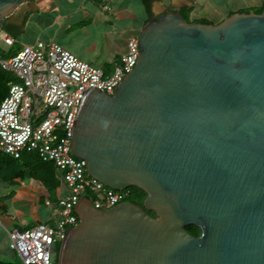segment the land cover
Listing matches in <instances>:
<instances>
[{
	"label": "water",
	"instance_id": "95a60500",
	"mask_svg": "<svg viewBox=\"0 0 264 264\" xmlns=\"http://www.w3.org/2000/svg\"><path fill=\"white\" fill-rule=\"evenodd\" d=\"M31 1L0 0V29ZM137 36L115 93L85 96L71 150L146 198H81L57 264H264V9L203 23L168 6Z\"/></svg>",
	"mask_w": 264,
	"mask_h": 264
},
{
	"label": "built area",
	"instance_id": "2783aa9c",
	"mask_svg": "<svg viewBox=\"0 0 264 264\" xmlns=\"http://www.w3.org/2000/svg\"><path fill=\"white\" fill-rule=\"evenodd\" d=\"M0 41L14 46L16 39L0 29ZM138 36L130 37L127 50L111 72L80 58L56 41L39 40L23 45L11 55L0 51V69L14 75L8 94L0 102V152L20 158L36 152L53 161L72 193L46 204L58 213L56 225L40 223L32 228L9 231L10 246L23 264H57L55 243L64 241L69 227L79 223L75 211L83 197L96 208H111L127 201L129 189H114L87 169L86 160L72 153V132L79 109L91 88L114 94L118 84L136 66L140 53ZM90 191L98 197L88 196ZM53 212V213H55Z\"/></svg>",
	"mask_w": 264,
	"mask_h": 264
},
{
	"label": "crops",
	"instance_id": "0c3cea01",
	"mask_svg": "<svg viewBox=\"0 0 264 264\" xmlns=\"http://www.w3.org/2000/svg\"><path fill=\"white\" fill-rule=\"evenodd\" d=\"M127 1L130 0H32L25 4L10 21H6V25L2 29L13 36L16 39L15 44H18L16 35L25 31L29 24L37 23L39 31L37 39H31L26 44L33 45L39 40H44L56 41L66 47L69 40L63 37L64 34L69 36L74 31L75 35L83 34L85 31H80L81 29H89L90 27L97 29L101 25L110 24V29L102 28L103 31L98 30L97 32L98 34L106 32L105 35H107L108 40H112V52L120 57L127 50L128 39L136 36L133 33L128 35L124 28H120V25L122 26V24H119L120 21L124 17L129 19L130 14L134 13ZM195 2L188 0H159L152 4L150 13L146 10L145 5L142 8L148 13L147 17L151 15L154 17L164 12L168 6H174L178 9L191 8L195 5ZM193 11L191 14H194ZM115 34L116 36H114ZM114 37L118 40H115ZM26 44H20L18 47L21 48ZM93 45L94 47L92 46V48H97L98 41L96 39H94ZM69 50L72 51L71 49ZM72 52L75 53L74 51ZM75 54L77 55V53ZM7 176L5 173H0V261L12 256V252L7 246L8 236L5 232H2V229L6 232L16 228L20 229L22 221H27L24 224L25 229L42 223L40 221L36 223V220H32V216L34 215L38 219L41 202L43 200L46 202L47 198L57 200V190L61 188L59 186L53 196L38 179L33 180L29 176L12 180L7 178ZM7 184L11 186L8 187V189L11 188L12 190L11 195L6 193V190H8L5 188ZM16 184L17 188L15 187ZM6 204L10 208L7 212H4ZM31 221H34L36 225H31Z\"/></svg>",
	"mask_w": 264,
	"mask_h": 264
},
{
	"label": "rangeland",
	"instance_id": "374dc122",
	"mask_svg": "<svg viewBox=\"0 0 264 264\" xmlns=\"http://www.w3.org/2000/svg\"><path fill=\"white\" fill-rule=\"evenodd\" d=\"M159 1V0H157ZM170 1V0H167ZM188 1H196L194 7V14L190 15V21L194 22V20H208L212 23H218L221 22L223 19H225L228 15H230L231 11H238V9L241 8H249V7H257L264 3V0H188ZM128 4H130V7L132 8V11H134L133 14H130V18L127 19L124 17L119 24L120 28H124L126 30V33L128 35H131V33L137 35L138 31L142 28V26L145 24L147 20L148 13H146V10H144L142 7H144V3L142 0H130L127 1ZM150 17V16H149ZM110 25V24H109ZM109 25H101V27H98L97 29L89 28V29H81L80 31H85L83 34L75 35V31L71 35L64 34L63 37L67 38L69 42L67 43L66 47L77 53L78 56H80L82 59H85L87 62L95 65L96 67L104 68L106 71L111 72L114 68V65L116 62L120 61V57L116 56V53H113L111 44L112 40L106 37L105 33H99L98 30L103 31L102 28L110 29ZM116 25V24H115ZM119 26V25H118ZM117 28V27H116ZM38 24L37 23H31L28 25V28L21 32L19 35H16V38L18 40V44H15L14 46L6 45L3 41H0V51L4 53V55L8 56L11 54H14L18 50V45L20 44H26L31 41V39L36 40L38 36ZM116 36V34L114 35ZM96 39L98 41L97 48H92L93 41ZM115 40H118L114 37ZM12 74V73H11ZM12 80L16 81L14 75H12ZM7 83L8 87V81H4L1 83V88H3ZM9 89V87H8ZM3 99V98H2ZM1 100V99H0ZM30 152H24V154H28ZM28 159L32 161V157L28 156ZM30 163H33L30 162ZM26 169V167H24ZM28 175V174H27ZM29 177V176H27ZM34 180L35 178L32 177ZM3 185H5L2 182ZM8 187H11L9 184L6 185V189ZM13 187V186H12ZM17 188V184L15 185ZM129 190L134 189L132 187L128 188ZM58 191V199L65 197L72 193V187L66 182L63 181L61 183V188L57 190ZM6 193L9 195L12 194L11 188L6 190ZM55 194V193H53ZM88 196L96 198L98 197L97 193L94 191H90L88 193ZM134 193L130 196V198H133ZM5 200V198H3ZM57 199V200H58ZM7 203V202H6ZM10 208L9 205L6 204V208L4 212H7ZM55 212V209L49 205L46 204V202L43 200L40 205V212L38 213V219H36V216H32V220H36L38 223L39 221L42 223H47L49 225H56V219L58 216V213ZM27 221H22L20 223L21 227L20 230H24L26 227L24 224H26ZM34 221H31V225H36ZM2 232L6 233L8 236V242L7 246L12 252V256L5 258L6 260H15V261H22L21 256L19 252L10 246V238L8 231H4L2 229ZM7 241V240H6ZM63 241H59L55 243V247L57 248L56 254H54V260L57 261L59 257V253L61 250ZM58 262V261H57Z\"/></svg>",
	"mask_w": 264,
	"mask_h": 264
},
{
	"label": "trees",
	"instance_id": "16d2710c",
	"mask_svg": "<svg viewBox=\"0 0 264 264\" xmlns=\"http://www.w3.org/2000/svg\"><path fill=\"white\" fill-rule=\"evenodd\" d=\"M156 0H142L145 5L146 10L150 13L152 8V3ZM194 7L191 8H183L180 9L183 16L190 21V15ZM264 9V3L257 7H249L242 8L238 11L241 12H249L254 10L257 13L262 12ZM235 11H231L232 14ZM152 18V15L147 18L146 21ZM191 22V21H190ZM194 22H203V23H212L208 20H194ZM146 23V22H145ZM6 25V24H5ZM6 27V26H5ZM12 80V74L8 71L0 69V99L4 98L8 94V87L6 85L1 88V83ZM0 100V102H1ZM28 156L32 157L33 163H30V159ZM26 167V169L24 168ZM0 173H5L7 178L15 179V178H25L27 176L34 177L35 179L40 180L45 187L48 189L51 195L54 196L53 193L56 192L61 183H63L64 179L61 171L56 167L53 161H44L36 152H30L28 154H22L20 158H15L9 154L0 152ZM28 174V175H27ZM135 192V196L139 198L140 202L143 204L146 193L139 189L138 187H132ZM54 199V198H53ZM130 199V198H129ZM153 213V212H151ZM187 229L193 234H199L201 232L200 228L196 225L188 226ZM0 264H23L22 261L15 260H1Z\"/></svg>",
	"mask_w": 264,
	"mask_h": 264
},
{
	"label": "flooded vegetation",
	"instance_id": "af4514ba",
	"mask_svg": "<svg viewBox=\"0 0 264 264\" xmlns=\"http://www.w3.org/2000/svg\"><path fill=\"white\" fill-rule=\"evenodd\" d=\"M157 1V0H156ZM155 2V1H154ZM153 2V3H154ZM152 3V4H153ZM180 10V9H179ZM159 15V14H158ZM157 16V15H156ZM134 194H135V192H133ZM128 200H131V201H134V202H136V203H140V204H142L141 202H140V200H139V198L138 197H136L135 195L133 196V198L131 197L130 199H128ZM127 200V201H128ZM201 233V232H200ZM200 233L199 234H197V235H200ZM196 235V234H195Z\"/></svg>",
	"mask_w": 264,
	"mask_h": 264
}]
</instances>
